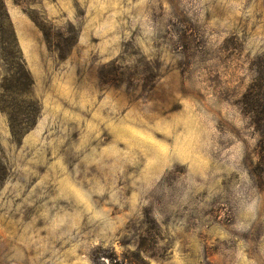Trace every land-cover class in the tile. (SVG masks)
I'll use <instances>...</instances> for the list:
<instances>
[{"label":"rangeland","instance_id":"obj_1","mask_svg":"<svg viewBox=\"0 0 264 264\" xmlns=\"http://www.w3.org/2000/svg\"><path fill=\"white\" fill-rule=\"evenodd\" d=\"M259 116L264 0H0V264H264Z\"/></svg>","mask_w":264,"mask_h":264},{"label":"trees","instance_id":"obj_2","mask_svg":"<svg viewBox=\"0 0 264 264\" xmlns=\"http://www.w3.org/2000/svg\"><path fill=\"white\" fill-rule=\"evenodd\" d=\"M259 90H261V85L259 83H254L253 85H251L248 89V91L244 94V99H245V104L247 105H251L252 109H250L249 111L251 112H257L256 109V105L258 102V95H259ZM254 121L257 122H263L264 124V117H255ZM12 133L13 136H16L17 132L15 131V126L12 125Z\"/></svg>","mask_w":264,"mask_h":264}]
</instances>
